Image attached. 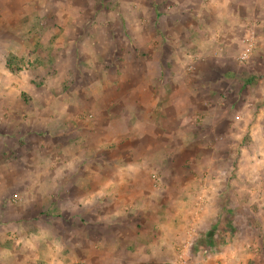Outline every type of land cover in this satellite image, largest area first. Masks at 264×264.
Wrapping results in <instances>:
<instances>
[{
	"label": "rangeland",
	"instance_id": "obj_1",
	"mask_svg": "<svg viewBox=\"0 0 264 264\" xmlns=\"http://www.w3.org/2000/svg\"><path fill=\"white\" fill-rule=\"evenodd\" d=\"M0 113V264L27 241L26 262L43 241L53 257L40 264L95 263L93 206L55 179L103 159L146 165L147 220L160 235L174 225L178 243L158 264H264V0H0ZM22 121L25 140L8 133ZM117 213L136 237L140 215Z\"/></svg>",
	"mask_w": 264,
	"mask_h": 264
},
{
	"label": "crops",
	"instance_id": "obj_2",
	"mask_svg": "<svg viewBox=\"0 0 264 264\" xmlns=\"http://www.w3.org/2000/svg\"><path fill=\"white\" fill-rule=\"evenodd\" d=\"M4 114L0 113L1 117ZM9 119H11V117ZM6 122H8V120ZM24 124H25L24 121L18 123V126H20L21 129V130L19 129L20 132L19 130L17 131L15 128H13L15 129L14 130L15 132L9 130L8 133L16 134V135L20 133V135L23 136L25 140V138L29 136L28 134H30V132L24 130V126H23ZM48 130L51 129H47V131ZM67 130L69 131V128ZM126 132H129L128 129ZM103 148L106 151H108L109 149V147H107L106 145L103 146ZM78 149L80 150V148ZM30 162H31L30 159L21 161L22 167H20V169H23V172L21 173L22 175L21 178L23 180L20 183L23 184V188H20L21 190L22 189L25 190L27 188L26 184L31 181V177H28L29 174H27L29 172L28 169L30 166ZM85 163L86 162H84V164ZM121 163L123 165H121ZM143 163L144 162L141 160L134 162L121 161L120 163L119 162L113 163L103 159L100 162H93L92 166L89 167V169L90 168L92 169L91 174H89L88 172L87 176L75 177L76 179H74L72 170L76 168L74 165H72V169H70L71 173L67 178L61 175L62 176L61 178L57 177L55 179V182L60 180V182L62 183H64V181L68 182V180H70V183L76 186V192L79 196V199L86 200V202H88L89 205L93 206L92 210L89 209L90 207L88 208L89 224H91V227L88 230V240L86 245L89 248L88 249L89 255L96 258L94 264H105L107 262L106 259L108 258V256L112 254L113 251L112 249L118 250L121 257L115 256L114 257L115 260L112 261L111 264H141L142 261H139V259L141 258L148 259L149 264H154L156 262L158 264V263H162L161 256L163 254L160 253L162 246L164 245H168V246L174 245V247L178 246L177 245L178 243L172 242L171 239V235H172L171 231L176 232V230H174V225H172L173 228H168V232H167L168 236L166 234L160 235L159 230H155L158 228L157 223L153 221L150 222V220H147L148 215L146 213L147 212L146 208L148 209L151 208V210L153 211L156 207L154 201L151 199V196L149 194L150 192L148 191V186L149 188L152 187L153 182L152 180H150L149 178L150 176L147 175V168H145L146 165L144 166ZM32 164H36V163L34 162ZM97 164H101V165H97ZM55 165H56L55 168L56 171L58 173L60 172L59 174L61 173L64 174V172H67L69 170V166L71 165V163L67 161L64 163V160H60L59 163L56 162ZM96 167L98 168L102 167L104 169L103 176H98V177L96 176V171H95ZM112 168L117 170L116 173H118L119 171V173L114 177L108 175L109 171L107 169H112ZM130 168L132 169L135 168V170H130ZM128 170H130V172ZM39 177L43 178L42 174ZM84 177H86L87 179H84ZM72 179L74 180L71 181ZM47 180H48L47 177H44L42 179V182L47 183ZM24 192L25 191H23V193ZM64 193L69 194V191L67 190ZM45 197L48 198V196H45V193L42 192L39 198L42 199ZM22 199L23 198L20 197V201H22ZM115 200L122 201V203L128 205H130L129 201H133V200L136 201L135 206L132 209L128 210L129 208L128 205H125L126 211L124 209H119L120 214L122 213L127 217H131V216L133 217V215L135 216L140 215L139 218L137 216L135 218H132L133 219L132 221H135L136 229L139 231L141 230V232H139L137 236L134 235L136 237H132L133 239L131 240L126 239V237L124 238L125 229H127V227L123 225L121 222L120 224L119 222L116 223L117 220L115 219V217L113 218V216L118 215L117 212L119 211L117 209L115 210L112 207L113 205L112 203H114ZM20 201L13 202L12 200V203L18 204ZM122 203L121 206H123ZM134 208H137L136 211H133ZM142 221H144L145 223ZM112 226L120 227L119 232H117V234L116 233L113 234V230L111 229ZM142 229L148 230L145 235H143ZM169 233L171 234L170 236ZM101 235L103 237H101ZM11 240L14 244L20 243V241L16 236H13ZM46 247H47L46 243L40 241L38 247L39 250L33 256V258L29 257L28 261L26 262L24 258L25 255H22L21 251L22 249L30 250L32 248V242L27 241L25 245L23 244L19 248V250L13 248L14 250L10 251L12 263L33 264L32 259H34L35 257L38 259L35 261V263L40 264L43 261H48L50 256L53 257V253L48 251ZM154 250H158V254L157 253L153 254ZM12 256H15L17 258L15 257L12 258ZM151 258L152 260L154 258L156 259L154 263L151 262Z\"/></svg>",
	"mask_w": 264,
	"mask_h": 264
},
{
	"label": "built area",
	"instance_id": "obj_3",
	"mask_svg": "<svg viewBox=\"0 0 264 264\" xmlns=\"http://www.w3.org/2000/svg\"><path fill=\"white\" fill-rule=\"evenodd\" d=\"M250 46V45H249ZM249 50V48L247 49V51ZM17 200L16 199H13V202H16ZM190 240H192V239H189L188 241H186V242H184L183 244H182V246H180V252H179V258L180 259H182V260H184V254H185V252H186V250L188 249V247H189V245H190Z\"/></svg>",
	"mask_w": 264,
	"mask_h": 264
},
{
	"label": "trees",
	"instance_id": "obj_4",
	"mask_svg": "<svg viewBox=\"0 0 264 264\" xmlns=\"http://www.w3.org/2000/svg\"><path fill=\"white\" fill-rule=\"evenodd\" d=\"M10 65H11V63L9 62V63L7 64V68H8L9 70L12 69V68L10 67ZM226 223H227V222H226ZM228 224H229V226H230V228H231V221L228 220ZM211 234H212V232H208V233H206V237L211 238Z\"/></svg>",
	"mask_w": 264,
	"mask_h": 264
}]
</instances>
